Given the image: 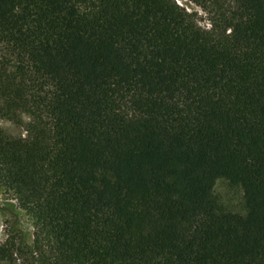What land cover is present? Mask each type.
Instances as JSON below:
<instances>
[{
	"label": "trees",
	"instance_id": "trees-1",
	"mask_svg": "<svg viewBox=\"0 0 264 264\" xmlns=\"http://www.w3.org/2000/svg\"><path fill=\"white\" fill-rule=\"evenodd\" d=\"M189 1L0 0V264H264V0Z\"/></svg>",
	"mask_w": 264,
	"mask_h": 264
},
{
	"label": "rangeland",
	"instance_id": "rangeland-1",
	"mask_svg": "<svg viewBox=\"0 0 264 264\" xmlns=\"http://www.w3.org/2000/svg\"><path fill=\"white\" fill-rule=\"evenodd\" d=\"M176 1L187 10L197 12L202 26H209L206 15L196 4L189 0ZM25 121H28V119L25 118ZM0 128L13 137L26 135L23 127L11 122L0 120ZM214 189L215 194L225 209L239 214L245 212L243 191L240 188L231 186L225 179H219ZM33 233L34 226L32 221L18 207L16 200L0 191V243H4L7 239L12 238L16 244L31 246L34 239ZM16 258L17 264H31L29 261L30 255L27 252L25 254L18 253Z\"/></svg>",
	"mask_w": 264,
	"mask_h": 264
}]
</instances>
